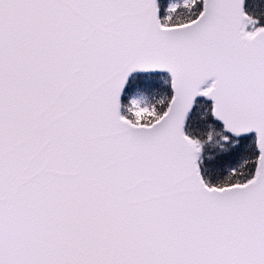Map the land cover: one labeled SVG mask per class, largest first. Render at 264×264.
<instances>
[{"label": "snow or ice", "instance_id": "1", "mask_svg": "<svg viewBox=\"0 0 264 264\" xmlns=\"http://www.w3.org/2000/svg\"><path fill=\"white\" fill-rule=\"evenodd\" d=\"M0 264H264V0H0Z\"/></svg>", "mask_w": 264, "mask_h": 264}]
</instances>
